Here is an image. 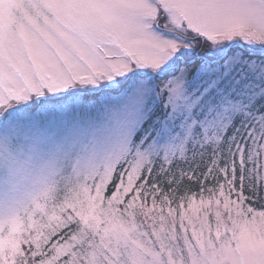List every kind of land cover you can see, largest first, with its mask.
Masks as SVG:
<instances>
[{
	"label": "snow or ice",
	"instance_id": "obj_1",
	"mask_svg": "<svg viewBox=\"0 0 264 264\" xmlns=\"http://www.w3.org/2000/svg\"><path fill=\"white\" fill-rule=\"evenodd\" d=\"M0 264H264V0H0Z\"/></svg>",
	"mask_w": 264,
	"mask_h": 264
},
{
	"label": "trees",
	"instance_id": "obj_2",
	"mask_svg": "<svg viewBox=\"0 0 264 264\" xmlns=\"http://www.w3.org/2000/svg\"><path fill=\"white\" fill-rule=\"evenodd\" d=\"M197 189L196 188H193V191H196Z\"/></svg>",
	"mask_w": 264,
	"mask_h": 264
}]
</instances>
